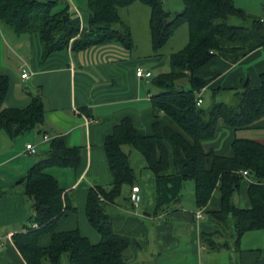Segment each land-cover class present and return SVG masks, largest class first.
I'll return each instance as SVG.
<instances>
[{"label": "trees", "instance_id": "16d2710c", "mask_svg": "<svg viewBox=\"0 0 264 264\" xmlns=\"http://www.w3.org/2000/svg\"><path fill=\"white\" fill-rule=\"evenodd\" d=\"M136 2L150 7L151 39L158 55L179 27L187 24L189 29L188 43L170 56V70L151 78L158 88L152 95V133L141 134L131 117H124L105 135L103 147L113 180L108 185L91 186L86 205L88 221L100 236L97 243L77 228L57 230L58 220L75 208L69 206L64 190L46 169H79L83 148L70 146L65 135L52 139L50 149L38 155L35 164L18 181L33 202L32 214L22 229L12 234V239L28 264H62L65 257L67 264H127L130 245L136 240L114 231L113 215L107 207L122 196L124 186L135 185L136 173L123 144L140 151L156 176V213L180 203L188 181L194 185L197 209L208 206L219 191L220 207L209 211L214 230L201 234V241L210 250L239 252L245 233L264 230V144L235 137L231 142L232 155L206 152L203 146L204 141L214 138L220 120L239 129L264 117V71L257 86L249 81L240 87L217 86L211 88V105H198L196 101L198 93L217 77H201L198 70L212 64L220 53L241 49L247 31L264 30V21L236 6L234 0H183V10L173 18L164 9L163 0H87L90 13L85 25L68 2L0 0V23L18 35L38 33L44 46V61L66 49L78 54L112 42L132 50L133 34L122 21L120 9ZM231 16L252 19V25L232 24ZM259 46H264V39ZM182 80H187L190 87L180 85ZM9 86V75L0 74V129L15 139L44 122L46 107L40 92L32 94L25 107H3ZM223 92H233L238 101L218 100ZM163 116L174 126L165 123ZM172 166L175 172L170 171ZM247 180L249 205L245 207L236 204L233 197ZM125 199L130 201L128 195ZM34 224L38 226L33 227ZM46 235L49 241L44 244Z\"/></svg>", "mask_w": 264, "mask_h": 264}, {"label": "crops", "instance_id": "0c3cea01", "mask_svg": "<svg viewBox=\"0 0 264 264\" xmlns=\"http://www.w3.org/2000/svg\"><path fill=\"white\" fill-rule=\"evenodd\" d=\"M60 1L68 2L79 14L82 25L87 24V0ZM26 34L28 37L22 38ZM26 34L16 36L12 29L0 23V74L10 77L3 107H25L30 103L31 95L40 92L46 114L44 122L15 139L0 129V264H28L12 239V234L20 231L32 214L33 202L24 194L18 181L35 164L36 155L50 149L54 137L65 135L70 146L83 148L79 169L58 166L46 169L64 190L69 206L75 208L69 209L58 220L57 230L77 228L91 242L97 243L100 236L88 221L86 205L91 186L108 185L113 180L103 147L105 135L124 117H131L137 130L149 135L155 120L153 72L147 67L152 72L150 77L140 78L136 74L137 67H141L139 63H152V55H133L126 52L121 44L112 42L90 47L78 54L66 49L44 61V46L39 34ZM263 39L264 30H248L246 38L240 43L241 49L220 53L212 64L198 70L197 75L201 77L217 76L201 90L202 94L217 86L240 87L245 81L252 86L259 85V75L264 71V57L259 46ZM8 41L18 48L16 57H10ZM155 55L158 56V53ZM159 65H163L162 60ZM23 67L30 71L25 79L21 77ZM162 120L174 126L167 117L163 116ZM224 129L231 131L226 134ZM240 129L255 133L254 136L241 138L264 144V117L250 127L239 129L220 120L214 138L203 142L205 151L232 155L231 142ZM220 131L223 134L218 139ZM44 135H48L49 139H44ZM28 143L36 146L35 154L27 151ZM122 149L129 157L132 156L130 161L135 162L132 164L135 173V167L139 168L135 185L140 186L142 195L141 202L133 205L132 187L128 186L124 196L116 203H110L109 207L114 231L136 240L130 245L127 264H191L194 258L198 259V264H203L201 256L209 248L201 241V234L214 230L215 223L209 211L220 207L219 191L214 193L205 208H177L178 203L175 208L156 213L155 174L134 146L123 144ZM170 171L175 172L173 166ZM248 182L245 181L240 193L236 194L240 206L249 205ZM189 191L194 202V185ZM182 194L183 199L184 192ZM127 195L130 201L125 199ZM198 211L203 212L200 219L195 216ZM48 241L49 235L44 236L42 243L47 244ZM237 254V264H264V247L241 246Z\"/></svg>", "mask_w": 264, "mask_h": 264}, {"label": "rangeland", "instance_id": "374dc122", "mask_svg": "<svg viewBox=\"0 0 264 264\" xmlns=\"http://www.w3.org/2000/svg\"><path fill=\"white\" fill-rule=\"evenodd\" d=\"M236 6L239 8H242L246 10L252 17L258 18L262 21H264V0H234ZM164 9L167 12H170V18H173L177 13L181 12L184 8L183 0H163ZM88 14L89 9L87 7ZM120 15L122 18V21L125 24H128L131 28L132 34H133V40H134V48L132 50H125L128 53H132L133 55H139V56H150L152 55V58L154 60L152 63H139L141 67L145 68L147 70V67L151 68V71L153 72V76L158 75L159 73L166 72L170 70V56L173 52L178 51L179 49L183 48L189 41V29L187 24L182 25L178 28L176 33L170 40L167 42V44L159 51L158 56H156V52L152 45V39H151V31H150V15L151 10L150 7L146 4H143L141 2H136L130 6L124 7L120 9ZM251 20H243L239 17L231 16L229 21L232 24L236 25H245V26H251ZM120 27V25H118ZM8 28V27H7ZM9 29V28H8ZM16 36H19L15 33ZM23 36V35H22ZM28 34L24 35L22 38H27ZM9 44V55L10 57L14 56L16 57V51L18 48L15 46V44L11 41H8ZM24 50V49H23ZM260 51L262 53V57H264V47L260 48ZM162 60L163 65H159V61ZM19 61H17L18 63ZM180 85H184L185 88H189L190 84L187 80H182L179 83ZM154 92L156 93L158 91V88L155 86L152 87ZM205 99V102L203 103L205 106H209L212 103L211 100V91L208 90L206 93L202 94ZM218 100H223L228 103H236L238 101L237 96H235L230 92L222 93L220 94ZM230 129H224L223 132H226V134L230 133ZM222 131H220L218 139L222 137L223 134ZM254 131L250 130H244L240 129L237 131L236 136L237 137H251L254 136L255 133H252ZM38 157V155H36ZM132 159V156L130 155V160ZM134 165V161H131ZM136 174L139 172V168L135 167ZM187 187L183 190L184 192V198L182 201L177 205V208H190L189 206H193L192 209H195V204L193 202V195L190 196L189 189H192L193 182L188 181L186 183ZM128 186H124L123 188V194L126 193ZM122 196H120L118 199H121ZM233 200L235 203L239 204L237 195H234ZM191 202V203H190ZM240 205V204H239ZM243 205V204H241ZM108 210L110 209V204L107 205ZM175 208V206H172ZM249 245H255V247H264V230H253L249 233H247L243 239L241 246L242 248L249 246ZM173 255V254H172ZM237 258L238 254L236 251L231 250H222L219 252L212 251V250H206L205 253L201 256V263L203 264H237ZM160 261V260H158ZM194 262V264H198V259L194 258L191 260V264ZM157 262H154L155 264ZM62 264H67V258L65 257Z\"/></svg>", "mask_w": 264, "mask_h": 264}, {"label": "built area", "instance_id": "2783aa9c", "mask_svg": "<svg viewBox=\"0 0 264 264\" xmlns=\"http://www.w3.org/2000/svg\"><path fill=\"white\" fill-rule=\"evenodd\" d=\"M264 47V46H263ZM30 74V71L26 68V67H23L22 68V74H21V77L23 79L25 78H28ZM136 74L138 77L140 78H148L152 75V72L150 70H146L145 68L143 67H137L136 69ZM197 104L198 105H202L204 103V99H203V96H202V91H200L198 93V96H197ZM44 139H49V136L48 135H44ZM26 149L27 151L30 153V154H35L37 152V148L36 146H34L33 144L31 143H28L26 145ZM244 175L247 176L248 172L247 171H244L243 172ZM131 200L133 202V204L135 205H138L141 200H142V195L140 194V186L139 185H134L132 187V195H131ZM196 218L197 219H200L203 217V212L202 211H198L196 212L195 214ZM38 225L37 224H34L33 227H37ZM2 239V234H1V231H0V240Z\"/></svg>", "mask_w": 264, "mask_h": 264}]
</instances>
